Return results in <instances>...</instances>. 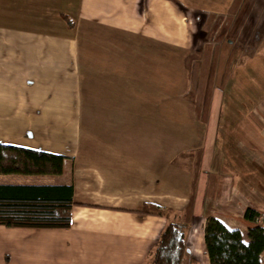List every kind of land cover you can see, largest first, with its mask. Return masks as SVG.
I'll return each mask as SVG.
<instances>
[{
  "label": "crops",
  "instance_id": "0c3cea01",
  "mask_svg": "<svg viewBox=\"0 0 264 264\" xmlns=\"http://www.w3.org/2000/svg\"><path fill=\"white\" fill-rule=\"evenodd\" d=\"M63 5L0 0V143L66 158L60 175L0 184L72 185L74 203L66 229L0 227V264H144L172 221L184 235L180 264H208L209 216L247 243L244 211L264 218V0ZM197 24L218 28L219 48L194 40ZM54 32L62 47L43 45ZM214 51L232 58L231 75L217 69L192 90L184 58ZM76 67L112 84H80ZM64 85L68 113L58 112ZM68 89L82 90L70 112ZM145 205L169 214L139 213Z\"/></svg>",
  "mask_w": 264,
  "mask_h": 264
},
{
  "label": "trees",
  "instance_id": "16d2710c",
  "mask_svg": "<svg viewBox=\"0 0 264 264\" xmlns=\"http://www.w3.org/2000/svg\"><path fill=\"white\" fill-rule=\"evenodd\" d=\"M65 157L0 143V175H60ZM72 185L0 184V227L6 229H66L71 224ZM141 214L156 216L169 212L145 205ZM243 219L247 243L237 229H228L214 217L203 226V247L208 264H262L264 254V218L247 208ZM185 253L182 226L170 222L160 233L150 259L144 264H180Z\"/></svg>",
  "mask_w": 264,
  "mask_h": 264
},
{
  "label": "rangeland",
  "instance_id": "374dc122",
  "mask_svg": "<svg viewBox=\"0 0 264 264\" xmlns=\"http://www.w3.org/2000/svg\"><path fill=\"white\" fill-rule=\"evenodd\" d=\"M67 0H55L56 3H58L60 5V7H65L63 5V2H65ZM179 3V2H178ZM184 2H181L179 3L180 4H183ZM70 4V3H69ZM53 19V18H52ZM49 21V20H48ZM44 28H46V26H44ZM51 27H48L47 29H50ZM198 24L197 25H194V27L192 26V29H193V32L196 33V37L194 38V40L196 39H199L200 37L203 38V40L201 39V41H203V43H205L207 41V44H204L205 46H209L210 48H219V33L218 32V28L217 27H213L211 25H206L204 27H200V31L198 32ZM218 32V33H217ZM43 36L42 40H41V43L43 45H48V38H51L53 40H50L49 41V44L50 46H54V47H62L61 46V43H60V36L57 34V33H52V34H49V35H41ZM71 36V32L68 33V37ZM70 41V40H69ZM200 41V42H201ZM199 43L198 41L196 42V44ZM233 48V47H231ZM234 49V57H233V61L237 62L239 60H242V57H241V54L239 53L238 49L236 48H233ZM219 51H214L212 53V56H208L207 52L204 53L203 56H199L198 58L197 57H193V56H186L184 58V62L183 64L186 65L184 67V69L187 71L186 75L188 77V80L191 81L190 84H193V89L192 90H195V87H198L199 88V92H200V89L202 86H208L209 82H208V79L206 77H209V76H215L216 75V71L217 69L219 70V79L223 80V78L225 76H227V78L231 75V70H232V65H233V61H232V58L231 57H227L226 55H223V56H217ZM48 54L51 53V55H55V52L54 51H49L47 52ZM175 54V52L172 51V55ZM177 54V53H176ZM56 57H57V54H56ZM174 61H179L180 57H178V59H175V57H172ZM228 60V62H227ZM220 61H222V63L220 64ZM220 64V65H219ZM202 66V67H201ZM75 70H77V67L75 68ZM20 76L23 75V73H18ZM111 76H114L115 73L112 72V73H109ZM68 76V75H67ZM205 76V77H204ZM176 77V79H175ZM76 78L77 80L79 79L80 80V84H112V80L108 79L107 77L104 78V80L106 81L105 83H103L99 78L96 77H85V75L81 72H79L77 70V73H76ZM172 78L174 80V82H178V79H177V76L175 74L172 73ZM220 81V80H219ZM79 83V82H78ZM217 84H219V82L216 81ZM59 84H67L66 83V80H63L62 83H59ZM189 84V83H188ZM211 84V83H210ZM69 86H72V84H68V87ZM66 86L64 85V87L62 88L61 86L59 87L58 89V92L57 93V98H58V104H59V109H58V112H66L68 113V106H67V101L66 99H62L64 97H62V94H67L66 91ZM209 91L211 89V87L209 86ZM69 90V93L72 94V95H69L68 96V99H69V112L71 111V104H76L78 101H79V98L81 97L80 95L82 94L81 91L82 90H76V91H73L71 89H68ZM207 92V89L204 88L203 90V93L205 94ZM56 93V91L54 92ZM190 94V93H189ZM207 95V94H205ZM80 110H81V106H80ZM79 109L77 110V113H78ZM79 127L81 128L82 127V124L80 123ZM76 128V127H75ZM13 176H10L9 178H12ZM20 178H24V177H21L19 176ZM3 178V177H2ZM3 181V180H1ZM5 182H8L5 181ZM202 242V245H203V240H201ZM199 253V252H197ZM200 261V260H199ZM201 264H203L201 261H200Z\"/></svg>",
  "mask_w": 264,
  "mask_h": 264
}]
</instances>
